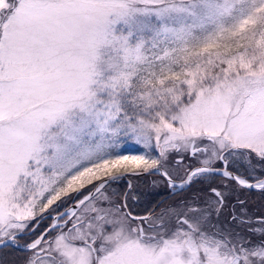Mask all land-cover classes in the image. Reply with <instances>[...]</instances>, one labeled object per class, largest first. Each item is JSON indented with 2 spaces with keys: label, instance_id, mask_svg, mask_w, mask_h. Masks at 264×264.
I'll use <instances>...</instances> for the list:
<instances>
[{
  "label": "snow or ice",
  "instance_id": "snow-or-ice-1",
  "mask_svg": "<svg viewBox=\"0 0 264 264\" xmlns=\"http://www.w3.org/2000/svg\"><path fill=\"white\" fill-rule=\"evenodd\" d=\"M0 264H264V0H0Z\"/></svg>",
  "mask_w": 264,
  "mask_h": 264
},
{
  "label": "flooded vegetation",
  "instance_id": "flooded-vegetation-1",
  "mask_svg": "<svg viewBox=\"0 0 264 264\" xmlns=\"http://www.w3.org/2000/svg\"><path fill=\"white\" fill-rule=\"evenodd\" d=\"M170 199L168 197V194L163 191V189L160 190V195H157L153 197L150 201L141 203L138 207L134 209V211L137 212H143L149 210L153 204L160 203L162 200Z\"/></svg>",
  "mask_w": 264,
  "mask_h": 264
},
{
  "label": "trees",
  "instance_id": "trees-1",
  "mask_svg": "<svg viewBox=\"0 0 264 264\" xmlns=\"http://www.w3.org/2000/svg\"><path fill=\"white\" fill-rule=\"evenodd\" d=\"M19 258V254L14 253L12 254V256L9 257V259H18Z\"/></svg>",
  "mask_w": 264,
  "mask_h": 264
}]
</instances>
